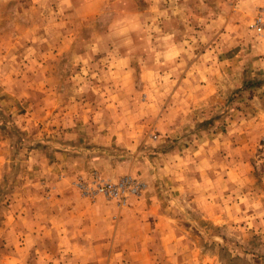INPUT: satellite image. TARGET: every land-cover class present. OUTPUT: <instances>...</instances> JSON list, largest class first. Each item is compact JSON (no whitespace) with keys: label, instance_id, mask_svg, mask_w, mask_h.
I'll return each mask as SVG.
<instances>
[{"label":"rangeland","instance_id":"1","mask_svg":"<svg viewBox=\"0 0 264 264\" xmlns=\"http://www.w3.org/2000/svg\"><path fill=\"white\" fill-rule=\"evenodd\" d=\"M0 264H264V0H0Z\"/></svg>","mask_w":264,"mask_h":264},{"label":"built area","instance_id":"2","mask_svg":"<svg viewBox=\"0 0 264 264\" xmlns=\"http://www.w3.org/2000/svg\"><path fill=\"white\" fill-rule=\"evenodd\" d=\"M260 20V18H259ZM259 24V23H258ZM258 29L261 28V26H257ZM129 182L128 177L121 178L118 182L111 183V182H105V183H98L97 191L105 192L111 196H118L122 190H124L125 185Z\"/></svg>","mask_w":264,"mask_h":264}]
</instances>
